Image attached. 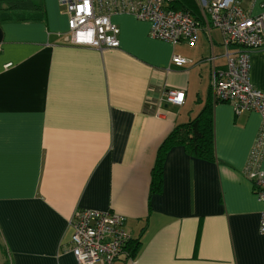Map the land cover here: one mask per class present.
<instances>
[{"label": "crops", "instance_id": "crops-1", "mask_svg": "<svg viewBox=\"0 0 264 264\" xmlns=\"http://www.w3.org/2000/svg\"><path fill=\"white\" fill-rule=\"evenodd\" d=\"M240 1L255 15L264 0ZM20 2L0 7V241L9 264H78L70 221L83 209L122 216L139 239L134 258L113 264H264V203L245 175L258 113L214 103L215 161L172 147L161 192L150 194L160 145L211 97L212 70L224 65L220 33L171 45L150 38L149 23L116 14L118 48L77 47L59 0ZM173 55L188 64L174 66ZM248 78L264 95V47L250 52ZM170 91L184 92L180 106Z\"/></svg>", "mask_w": 264, "mask_h": 264}, {"label": "built area", "instance_id": "built-area-1", "mask_svg": "<svg viewBox=\"0 0 264 264\" xmlns=\"http://www.w3.org/2000/svg\"><path fill=\"white\" fill-rule=\"evenodd\" d=\"M191 1L193 13L174 9L176 0H87V6L84 0H59V5L67 16L68 44L77 47L118 48L119 29L110 21L116 14L149 23V37L171 45L183 42L194 45L201 31L208 35L211 28L216 29L221 36L224 65L212 70L210 96L215 103L231 105L235 112L260 115L245 175L264 203V169L260 168L264 154V95L248 78L250 52L264 47V1L255 15L245 12L240 0ZM171 63L182 67L188 61L173 55ZM167 99L180 106L184 92L170 91ZM70 225L73 229L70 253L78 264H113L121 256H127L125 246L131 237L124 229L122 216L110 211L77 210ZM258 234L264 237V207Z\"/></svg>", "mask_w": 264, "mask_h": 264}, {"label": "trees", "instance_id": "trees-1", "mask_svg": "<svg viewBox=\"0 0 264 264\" xmlns=\"http://www.w3.org/2000/svg\"><path fill=\"white\" fill-rule=\"evenodd\" d=\"M20 1L25 0H0V7H3L5 9L4 11H15L24 6L22 4L23 2ZM173 7L177 10H185L190 13L194 12L191 0H176ZM29 8L33 9L34 5L31 4ZM214 103L210 97L195 118L185 124L175 126L173 131L160 145L150 173V194H159L161 192L163 163L167 152L172 147H183L185 152L192 158L207 162L215 161L212 117V106ZM140 246L141 243L138 238H131L125 246L127 253L126 259L134 258Z\"/></svg>", "mask_w": 264, "mask_h": 264}, {"label": "rangeland", "instance_id": "rangeland-1", "mask_svg": "<svg viewBox=\"0 0 264 264\" xmlns=\"http://www.w3.org/2000/svg\"><path fill=\"white\" fill-rule=\"evenodd\" d=\"M0 264H9L8 256L4 249L2 248V244L0 241Z\"/></svg>", "mask_w": 264, "mask_h": 264}, {"label": "snow or ice", "instance_id": "snow-or-ice-1", "mask_svg": "<svg viewBox=\"0 0 264 264\" xmlns=\"http://www.w3.org/2000/svg\"><path fill=\"white\" fill-rule=\"evenodd\" d=\"M85 6H87V0H84Z\"/></svg>", "mask_w": 264, "mask_h": 264}]
</instances>
